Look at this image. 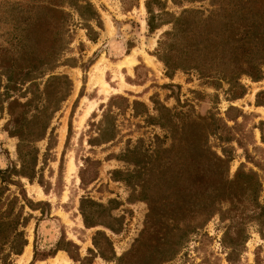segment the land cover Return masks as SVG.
<instances>
[{
  "label": "rangeland",
  "instance_id": "rangeland-1",
  "mask_svg": "<svg viewBox=\"0 0 264 264\" xmlns=\"http://www.w3.org/2000/svg\"><path fill=\"white\" fill-rule=\"evenodd\" d=\"M146 1L76 0L90 3L99 15L101 28L91 22L98 35L91 42L74 0H0V171L13 164L19 168L18 139L9 132L26 131L24 119L32 118L36 106L47 104L43 91L49 76L66 75L72 83L70 95L51 119L46 139L34 144L35 180L12 178L36 209L23 206L25 224L19 230L27 244L6 264H80L65 251H55L56 245L75 244L81 261L90 256L88 250L96 253L92 245L96 231L108 237L116 258L128 252L145 227L148 206L138 201V188L134 191L132 185L113 181L112 172L146 168L143 176L132 174L130 181L133 185L149 181V195L157 202L163 196L159 177L170 158L172 138L188 121L211 115L232 129L224 131L234 138L231 142L221 145L217 136H210L209 145L220 156L221 146L227 149L230 161L225 176L233 184L227 185L216 214L201 228L177 235L178 253L165 264H264V107L255 105L256 94L264 91V68L261 80L242 76L234 85L192 71H176L168 77L155 51L171 25L150 33ZM158 1L160 5L151 4L152 9L170 13L166 21L186 9L206 13L212 8L209 0ZM134 101L143 104L154 120L134 116ZM136 111L143 108L137 106ZM227 115L238 117L231 121ZM249 172L255 177L241 174ZM2 186L6 184L0 176ZM6 187L0 194L4 204L0 212L6 210L8 197L18 195L17 186ZM81 198L104 206L98 220L115 230L101 223L85 228ZM22 204L19 199L15 212ZM27 248L30 257L20 262ZM138 254L135 264H148V258ZM83 264L117 263L95 256Z\"/></svg>",
  "mask_w": 264,
  "mask_h": 264
},
{
  "label": "trees",
  "instance_id": "trees-1",
  "mask_svg": "<svg viewBox=\"0 0 264 264\" xmlns=\"http://www.w3.org/2000/svg\"><path fill=\"white\" fill-rule=\"evenodd\" d=\"M196 1L201 0H187L191 3ZM209 1L212 7L210 11L205 13L199 9H186L180 16H172L170 21L164 20L165 16L171 15L164 11V8L158 12L152 9L151 4L160 5L158 0L145 2L150 33L163 25H171V29L162 34L155 51L157 59L165 67L166 75L171 77L176 71H192L204 79L225 80L233 85L237 84L242 76L250 78L253 82L261 80L264 68V0ZM72 5L87 31L88 40L95 42L98 35L94 32L91 22L101 28L98 13L88 2L78 4L74 0ZM31 86L35 84L32 83ZM71 90L72 83L66 75L49 76L43 91V95L47 96V104L36 106L32 118L24 119L26 131L22 129L17 134L9 132L12 137L18 139L19 168L13 164L0 171L1 182L6 186L15 185L19 190L17 196L5 200L6 210L0 212V264H6L7 258L13 254L20 255L27 244L24 232L19 230L25 224V218L22 219L21 214L23 206L36 209L35 204L26 197L22 185L12 178H24L29 182L35 180L38 150L34 144L46 139L52 117L60 110L62 102L67 99ZM117 98L115 99L125 101L124 98ZM235 98L237 97L234 96ZM255 105L264 107V91L256 94ZM137 106L142 107L143 111L137 112ZM127 108L126 104L123 109ZM132 110L134 116H144L146 121L154 120L139 102H133ZM108 115L105 114V117ZM237 117L238 115L232 118L226 116L231 121H235ZM109 128L111 131V124ZM229 130L232 129L215 115L210 118L197 117L185 123L181 127V133L172 138L171 148L168 149L171 150L170 158L159 177L163 196L157 202L149 195V181L138 180L134 185L130 181L132 174L137 175L138 179L140 175L143 176L146 168L138 167L137 170L127 173L117 170L112 172L113 181L132 185L134 191L138 188V201L145 202L148 206L145 227L128 252L116 258L110 240L102 231H96L92 237L96 253L88 250L90 256L81 261L77 254L78 246L71 242H59L55 251H65L74 262L78 261L80 264L91 262L95 256L106 261L113 258L117 264H135L138 253L145 255V259L148 258V264H165L170 261L178 253L177 235L192 233L201 228L216 214V206L221 197H224L227 185L233 184L225 176L230 161L227 149L221 146L220 156L209 145L210 136H217L221 145L231 142L234 138L224 132ZM51 136L50 133L47 137L49 141ZM129 151L123 155L125 161ZM173 151L175 153L172 155ZM168 173H171V177ZM241 174L248 179L255 177L252 172ZM80 180L84 185L81 175ZM93 180L95 179L91 181ZM6 186L0 188V194L7 190ZM19 199L23 204L15 212V204ZM3 205L0 200V210ZM99 209L105 207L88 198L80 199L79 212L85 228H92L101 223L114 231L115 228L110 224L99 222ZM107 218L113 220L109 214ZM74 251L76 255L73 254Z\"/></svg>",
  "mask_w": 264,
  "mask_h": 264
},
{
  "label": "bare ground",
  "instance_id": "bare-ground-1",
  "mask_svg": "<svg viewBox=\"0 0 264 264\" xmlns=\"http://www.w3.org/2000/svg\"><path fill=\"white\" fill-rule=\"evenodd\" d=\"M29 257H30V249L28 248V249H26V252L24 253V256L20 259V262L28 260Z\"/></svg>",
  "mask_w": 264,
  "mask_h": 264
},
{
  "label": "crops",
  "instance_id": "crops-1",
  "mask_svg": "<svg viewBox=\"0 0 264 264\" xmlns=\"http://www.w3.org/2000/svg\"><path fill=\"white\" fill-rule=\"evenodd\" d=\"M28 249V248H27ZM26 251V250H25Z\"/></svg>",
  "mask_w": 264,
  "mask_h": 264
}]
</instances>
